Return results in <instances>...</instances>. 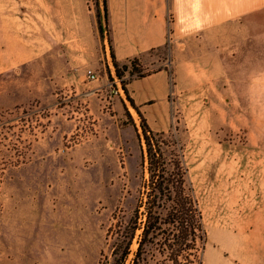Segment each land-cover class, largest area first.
<instances>
[{
	"label": "rangeland",
	"instance_id": "obj_1",
	"mask_svg": "<svg viewBox=\"0 0 264 264\" xmlns=\"http://www.w3.org/2000/svg\"><path fill=\"white\" fill-rule=\"evenodd\" d=\"M106 2L92 0L102 17ZM240 23L224 37L226 78L221 83L228 91L222 104L230 120L211 124L205 116L211 103L204 99L201 118L177 106V121L165 132L184 145L198 201L202 197L199 186L204 185L206 194L222 188L227 203L207 204L215 209L219 221L214 227L224 237H228L225 229L233 226L225 220L243 214L242 195L252 200V153L264 151V6ZM153 55L154 65L146 72L164 65L171 56L170 47L155 50ZM137 64L130 62L127 70L119 64L123 77L116 74L110 80L114 96L120 95L115 90L122 91L136 77L137 71L133 76L130 73L134 66L142 70ZM62 68L63 64L50 57L0 72V264H102V251L105 256L111 254L112 239L107 237L115 215L128 220L139 196L142 117L136 112L134 117L126 115L122 108L119 111L114 98L108 96L104 108L117 116L113 124L99 126L88 112L89 101L76 95L73 86L61 78ZM77 116L79 124L68 121ZM198 168L205 170L208 182L200 181ZM28 218L40 224L44 238L34 243L43 244L45 253L26 255L17 248L9 254L10 223ZM235 229L236 235L232 233L225 242L211 241L205 228L202 264H212L210 249L221 257L225 253L234 264H244L243 258L253 262L252 254L233 253L243 243ZM248 241L253 246V239Z\"/></svg>",
	"mask_w": 264,
	"mask_h": 264
},
{
	"label": "crops",
	"instance_id": "obj_2",
	"mask_svg": "<svg viewBox=\"0 0 264 264\" xmlns=\"http://www.w3.org/2000/svg\"><path fill=\"white\" fill-rule=\"evenodd\" d=\"M106 6L108 25L104 28L101 11L95 9L92 0H0V72L53 58L63 64L60 76L66 84L89 101L88 112L99 126L113 124L117 116L104 108L108 96L114 98V107L122 108L126 115L134 117V112L140 111L155 132L172 128L177 121V106L201 118L204 99L211 103L205 109L211 124L230 120L222 104L228 91L221 83L226 78L224 37L244 17L257 13L264 0H107ZM168 46L171 68L164 64L143 77H133L125 84L127 91L123 89L118 97L112 94L110 80L116 76L112 52L119 64L137 59V65L146 72L154 65L153 51ZM88 69L104 73L99 80H90ZM77 117L68 121L79 124ZM252 154V200L249 202L243 194V214L238 217L232 213L233 217L225 220L233 223L225 229L228 237L215 229L219 219L207 204L217 200L219 205L227 203L222 188L215 194H206L204 185L199 186V202L211 241L229 240L232 233L236 235L237 227V235L243 239L242 249L233 252L227 244L226 251L255 256L250 263L243 258L244 264H264V151ZM213 156L216 154L210 157ZM201 170L198 168L199 179L206 183V172ZM10 225L8 238L12 245L6 248L9 254L16 253L17 248L26 255L45 253L43 244L34 243L44 238L38 221L28 218ZM249 239H253V246H249ZM222 256L210 249L212 264H234L229 256L224 257L225 253Z\"/></svg>",
	"mask_w": 264,
	"mask_h": 264
},
{
	"label": "trees",
	"instance_id": "obj_3",
	"mask_svg": "<svg viewBox=\"0 0 264 264\" xmlns=\"http://www.w3.org/2000/svg\"><path fill=\"white\" fill-rule=\"evenodd\" d=\"M111 56L117 76L123 77L113 52ZM136 61L133 59L131 63L135 65ZM123 67L129 69L127 63ZM136 71V77L150 73L134 66L131 76ZM125 84L123 88L127 91ZM129 100L136 108L133 99ZM137 112L142 117L143 128V182L132 216L125 220L115 215L117 220L107 237L112 239L111 254L105 256L102 251L101 263L202 264L206 230L184 145L165 132L153 131L141 112Z\"/></svg>",
	"mask_w": 264,
	"mask_h": 264
},
{
	"label": "built area",
	"instance_id": "obj_4",
	"mask_svg": "<svg viewBox=\"0 0 264 264\" xmlns=\"http://www.w3.org/2000/svg\"><path fill=\"white\" fill-rule=\"evenodd\" d=\"M171 63H172V58H171V56H169L166 60H165V62H164V64L167 66V67H170L171 68ZM87 76H88V78L90 79V80H99L100 79V73L98 72V71H96V70H93V69H88L87 70ZM116 91V93H121L122 91H120V89H117V90H115Z\"/></svg>",
	"mask_w": 264,
	"mask_h": 264
},
{
	"label": "water",
	"instance_id": "obj_5",
	"mask_svg": "<svg viewBox=\"0 0 264 264\" xmlns=\"http://www.w3.org/2000/svg\"><path fill=\"white\" fill-rule=\"evenodd\" d=\"M102 18H103L102 25H103L104 28H106L107 27V16H106V12H104Z\"/></svg>",
	"mask_w": 264,
	"mask_h": 264
}]
</instances>
